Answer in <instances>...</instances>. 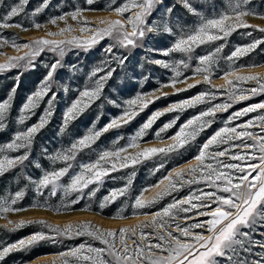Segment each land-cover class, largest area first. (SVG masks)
Returning <instances> with one entry per match:
<instances>
[{
    "label": "snow or ice",
    "instance_id": "snow-or-ice-1",
    "mask_svg": "<svg viewBox=\"0 0 264 264\" xmlns=\"http://www.w3.org/2000/svg\"><path fill=\"white\" fill-rule=\"evenodd\" d=\"M28 4L0 0V74L16 72L0 97V264H264V0H64L44 19L50 0ZM105 39L90 65L65 64ZM58 106L57 143L34 155ZM30 209L130 222L19 215Z\"/></svg>",
    "mask_w": 264,
    "mask_h": 264
},
{
    "label": "rangeland",
    "instance_id": "rangeland-1",
    "mask_svg": "<svg viewBox=\"0 0 264 264\" xmlns=\"http://www.w3.org/2000/svg\"><path fill=\"white\" fill-rule=\"evenodd\" d=\"M41 2V0H29V4H28V8L31 9L33 7H35L37 4H39ZM64 2V0H50V7L46 8L44 13H42L40 15V19H44L46 18V16L48 14H55L56 12V6L57 5H62ZM165 2H168V0H165ZM88 16H96V15H105L107 13H100V12H89V13H85ZM114 15V14H113ZM253 23H260L261 21L258 20H253ZM74 23V22H73ZM52 27V26H50ZM53 30H55L53 28ZM9 33L12 32H16L18 33L22 38H26L32 35H42L43 32H36L35 30H31L30 32H22L19 29H9L6 30ZM237 40L240 39L239 37L236 38ZM107 43V39L101 41L97 46H95L93 49L89 50L87 53L85 52H81L79 55H75L73 53H69L64 57V62L65 64H75L78 61L82 64H91L93 63L97 58H99L100 56V49L101 47ZM164 43H166V41L164 40H160L158 41V46H163ZM4 51H6L9 54H14V50L11 48H6L4 49ZM51 54H42L41 59L47 60L48 57ZM143 55V52L139 49L135 50L131 56H130V60L132 62H137L140 60L141 56ZM4 57H0V59H3ZM64 71H67V69H64ZM246 71V69H245ZM44 72L43 67L38 64L37 67L35 69H29L26 70L20 77V83H19V87L17 89L16 92V96H15V102H14V108L13 111H15V107L18 106L24 96L33 89L34 85L36 84V82L38 81V78H40L41 74ZM15 70H10L7 73L4 74H0V97H4L8 88L15 83L14 77H15ZM157 75H159V73H157ZM153 82H149V84H151ZM213 83L216 84H221L223 83L222 80L220 79H214ZM178 87H182V85H178ZM199 87V86H197ZM165 91H169L171 92V89H165ZM193 90H189V92H191ZM189 94L188 92L185 93H179L176 94L177 96H184ZM176 97H168V100L174 99ZM254 99H258V98H254ZM241 102V105L242 106ZM165 104V99H161L160 101L154 102L153 105H150L149 108H153V107H162ZM59 107L57 108V112L53 118L52 121H50L49 125L46 126L45 129L42 130V132L40 134H38L37 139H36V151L34 152V155L38 153L39 148L38 146L42 143V142H47L48 147L52 148L53 146L56 145L57 143V138H56V130H57V123H58V117H59ZM234 108L237 107L236 105L233 106ZM42 111V106L41 108L37 109V116L39 114V112ZM115 109L112 108L111 106H106L105 108V113L107 114L108 112H112L115 113ZM148 110L146 109L145 112H147ZM92 113L89 112L86 115H84L81 119H79L78 122H74V130L82 132L84 130V128L88 125V123L90 122L91 118H92ZM143 115V114H142ZM170 115V114H166ZM37 117L34 116L31 118V122H34L35 119ZM166 117H161L160 120L158 121V123L162 120H164ZM106 120V115L101 117V120L98 122L100 124H102L103 122H105ZM131 131V129H125L124 130V135H127L128 132ZM170 132L172 130H169ZM7 138V133H4L3 135H0V140L6 139ZM112 138V130H110L109 133L104 134V136L102 137V140L104 141H109ZM151 143H157V141H150ZM146 174L144 169H139L138 170V178L142 175ZM112 181H108L106 182V184L101 187V189L98 191V196H103L106 191L107 188L112 186ZM118 183V181H117ZM10 184V178L8 175L2 176L0 177V193H2L4 190H6V188L9 186ZM146 195H150L149 193H146ZM30 198V197H29ZM19 215L24 216L25 218L28 217H34V216H44L45 218L49 219L51 222L56 223V222H65L68 219H76V218H87V219H92L94 222L96 223H100L105 227L108 226H115L118 223H128L130 221H114V220H110L106 215H99L97 213L94 212H74V213H61V214H56V213H52V212H48L45 211L43 209H30L27 212L24 213H20ZM15 218V217H14ZM4 223L3 220H0V224ZM28 229H22L14 234H12V236L10 238L15 239L18 238L20 235H24L27 234ZM38 254V253H37ZM18 260L19 257L18 256H14L12 258H8L7 259V264H13V260Z\"/></svg>",
    "mask_w": 264,
    "mask_h": 264
}]
</instances>
